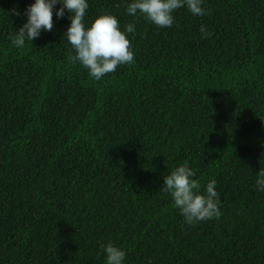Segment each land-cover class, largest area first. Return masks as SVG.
I'll use <instances>...</instances> for the list:
<instances>
[{"label": "trees", "instance_id": "16d2710c", "mask_svg": "<svg viewBox=\"0 0 264 264\" xmlns=\"http://www.w3.org/2000/svg\"><path fill=\"white\" fill-rule=\"evenodd\" d=\"M33 2L0 0V264H105L108 242L125 264H264V0H205L171 28L88 0L86 24L135 26L134 63L100 81L68 59L67 12L12 45ZM185 161L201 192L216 180L218 219L188 226L160 191Z\"/></svg>", "mask_w": 264, "mask_h": 264}, {"label": "clouds", "instance_id": "9594fccd", "mask_svg": "<svg viewBox=\"0 0 264 264\" xmlns=\"http://www.w3.org/2000/svg\"><path fill=\"white\" fill-rule=\"evenodd\" d=\"M204 3L205 0H127L125 13L133 17L143 16L158 28H171L175 19L173 13L177 9L186 8L197 17L208 15ZM57 5L60 7L56 8ZM88 8V0H34L26 7V22L15 30L11 43L14 47L23 48L26 41L31 43L38 39L42 31H52L54 10L57 19L63 18L67 12L70 24L63 37L74 53L68 57L70 62H79L96 81L115 72L120 65L133 64L134 51L128 36L135 32V26L127 24L121 29L117 17L108 12L99 14L90 24H86ZM199 31L205 38L211 35L204 25ZM195 177V170L185 161L163 177L160 188V191L171 196L173 206L179 210L188 226L218 219L221 215L216 180H209L201 192V185ZM255 186L258 192L264 193V170L257 172ZM101 248L105 264H125L126 252L121 247L108 242Z\"/></svg>", "mask_w": 264, "mask_h": 264}]
</instances>
